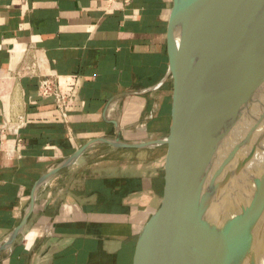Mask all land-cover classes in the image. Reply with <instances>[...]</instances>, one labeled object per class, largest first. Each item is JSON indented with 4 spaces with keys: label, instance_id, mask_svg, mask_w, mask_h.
<instances>
[{
    "label": "crops",
    "instance_id": "obj_1",
    "mask_svg": "<svg viewBox=\"0 0 264 264\" xmlns=\"http://www.w3.org/2000/svg\"><path fill=\"white\" fill-rule=\"evenodd\" d=\"M172 7L173 0H131L123 9L105 0H0V264H133L139 234L165 195L166 144L91 145L40 187L24 230L10 233L37 180L87 142L143 143L170 133ZM44 76L74 97L66 116L41 95ZM21 116L27 123L18 131H1ZM18 137L20 157L10 151Z\"/></svg>",
    "mask_w": 264,
    "mask_h": 264
},
{
    "label": "water",
    "instance_id": "obj_2",
    "mask_svg": "<svg viewBox=\"0 0 264 264\" xmlns=\"http://www.w3.org/2000/svg\"><path fill=\"white\" fill-rule=\"evenodd\" d=\"M223 7V0H173L167 33L170 133L143 143L87 142L37 180L13 238L24 230L40 187L91 145L166 144L165 195L139 234L133 264L141 262L144 237L145 264H258L264 226V169L258 160L264 150V0H236L228 22ZM239 125L229 150L227 141ZM231 206L239 212L225 217Z\"/></svg>",
    "mask_w": 264,
    "mask_h": 264
},
{
    "label": "built area",
    "instance_id": "obj_3",
    "mask_svg": "<svg viewBox=\"0 0 264 264\" xmlns=\"http://www.w3.org/2000/svg\"><path fill=\"white\" fill-rule=\"evenodd\" d=\"M108 4V7L111 9H123L128 6L131 0H105ZM40 93L44 97H54L55 102L63 113L66 116V107L70 101H73L74 97L66 93L61 85L58 83L56 77L53 76H44L40 82ZM27 123V118L24 116L20 117V120L12 125L6 124V127L2 128V132L5 133L6 128L14 129L18 131L23 125ZM21 146L22 139L18 137L17 144L12 146L10 151L11 153H16L19 157L21 156Z\"/></svg>",
    "mask_w": 264,
    "mask_h": 264
},
{
    "label": "bare ground",
    "instance_id": "obj_4",
    "mask_svg": "<svg viewBox=\"0 0 264 264\" xmlns=\"http://www.w3.org/2000/svg\"><path fill=\"white\" fill-rule=\"evenodd\" d=\"M235 4H236V0H223V14H224V18L226 19V22L230 21L231 20V17L233 16V12H234V7H235ZM177 35V38L179 36L178 32L176 33ZM263 104V103H262ZM242 122H240L241 124ZM240 128H242V126H238L236 127L233 132L231 133V137L229 138V140L227 141L228 143V149L230 150L231 147L233 146L232 143H233V139L232 137L235 136V134H237L240 130ZM264 143V139L262 141V144ZM231 146V147H230ZM264 146V145H263ZM260 159V163H259V168H260V171H262L264 169V150L260 152V155L258 154V160ZM76 160L74 161H71L70 164L74 163ZM261 173V172H260ZM259 175H255V177L257 178ZM254 177V178H255ZM48 182V181H47ZM253 192V191H252ZM252 196H253V193H251L250 196H248L247 200L244 201V204L245 206H247L249 203H250V200L252 199ZM239 212V209L238 207H235V206H231L230 208H227L225 210V212L223 213L225 217H230L232 215H235L236 213ZM211 216V215H210ZM212 217H216V216H213ZM263 230H262V244L260 245V249H259V252H258V255H257V260H258V264H264V226H262ZM13 235V234H12ZM148 238V237H147ZM146 237L143 238V249L140 251V257H141V262L140 264H145V258H146V248H147V243H148V239ZM14 239V238H13ZM12 239V241H13ZM147 239V240H146ZM11 241V242H12ZM11 245V243H10ZM6 246V245H5Z\"/></svg>",
    "mask_w": 264,
    "mask_h": 264
},
{
    "label": "rangeland",
    "instance_id": "obj_5",
    "mask_svg": "<svg viewBox=\"0 0 264 264\" xmlns=\"http://www.w3.org/2000/svg\"><path fill=\"white\" fill-rule=\"evenodd\" d=\"M167 148H168V146H167ZM104 149L107 150V147L104 148ZM112 149H113V150H112ZM121 149H122V148H113V147L111 146V153H116V152H119V151H122L120 155H122V153H124V154L129 153V150H121ZM108 150H109V149H108ZM165 153H166V157H167L168 149L165 151ZM118 155H119V154H118ZM74 163H75V162H74ZM74 163H72L71 165H73ZM67 167H70V166H67ZM64 169H66V167L62 168L60 171H62V170H64Z\"/></svg>",
    "mask_w": 264,
    "mask_h": 264
}]
</instances>
